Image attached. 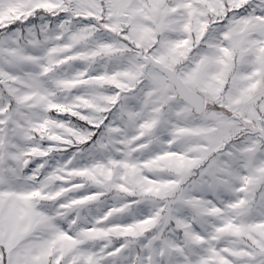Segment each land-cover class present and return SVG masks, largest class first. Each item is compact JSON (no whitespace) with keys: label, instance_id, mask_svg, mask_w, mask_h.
Wrapping results in <instances>:
<instances>
[{"label":"snow or ice","instance_id":"snow-or-ice-1","mask_svg":"<svg viewBox=\"0 0 264 264\" xmlns=\"http://www.w3.org/2000/svg\"><path fill=\"white\" fill-rule=\"evenodd\" d=\"M0 264H264V0H0Z\"/></svg>","mask_w":264,"mask_h":264}]
</instances>
